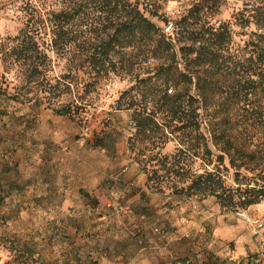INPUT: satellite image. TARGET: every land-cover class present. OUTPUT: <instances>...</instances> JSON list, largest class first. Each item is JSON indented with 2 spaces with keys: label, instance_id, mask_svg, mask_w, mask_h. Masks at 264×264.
Wrapping results in <instances>:
<instances>
[{
  "label": "rangeland",
  "instance_id": "374dc122",
  "mask_svg": "<svg viewBox=\"0 0 264 264\" xmlns=\"http://www.w3.org/2000/svg\"><path fill=\"white\" fill-rule=\"evenodd\" d=\"M201 1L219 4L213 6V22L241 13L264 20V0ZM16 2L0 10L2 38L16 36L22 27ZM36 2L40 9L51 5ZM156 2L169 22L157 16L152 20L169 35L175 15L193 0ZM79 28L76 60L67 62L50 52L47 80L28 78L24 63L9 71L0 67V264H171L183 258L192 264H264V227L257 232L236 214L242 210L252 221L264 222V82L258 85L253 65L230 64L213 75L217 84L206 91L215 101V120H225L233 147L224 151L214 145L203 127L207 137L200 140L201 153L180 154L186 148L180 139L188 131L171 125L155 134L151 140L158 146L144 153L151 140L138 133L133 109L125 105L154 108V84L140 83L127 71L92 79L83 44L91 34L83 24ZM233 28L232 51L243 52L256 25ZM157 64H144V77ZM55 86L64 89L61 97L49 100L36 92ZM29 88L27 96L18 95ZM206 146L212 153L204 156ZM159 150L186 155L189 180L205 170L219 173L223 191L200 199L180 191L190 181L172 187L177 173L170 181L160 178L164 169L156 176L149 173L151 167L144 164ZM122 203L131 205L130 212H117Z\"/></svg>",
  "mask_w": 264,
  "mask_h": 264
},
{
  "label": "trees",
  "instance_id": "16d2710c",
  "mask_svg": "<svg viewBox=\"0 0 264 264\" xmlns=\"http://www.w3.org/2000/svg\"><path fill=\"white\" fill-rule=\"evenodd\" d=\"M10 1L8 4L6 0H0V3L3 2L0 10L7 9L15 2ZM16 1L17 10L22 12V27L14 37L0 36V67L4 66L5 71L24 63L28 78L41 75L47 80L50 52L65 57L67 62L76 60L74 51L80 46L78 41L82 32L79 27L83 24L86 32L91 34L86 36L83 44L87 46L85 61L89 63L92 79L107 77L111 71H127L140 83L154 84L151 92L154 108L148 110L144 106V109H139L134 102L125 105V108L133 109L138 133L144 134L145 139L151 140L162 128L175 125L173 130L188 131L180 139L181 147L186 148H180L179 153L193 151L198 156L201 153L200 140L207 137L202 131L204 127L214 145L224 151L233 147V141L223 129L225 120H215L218 117L217 111L212 109L215 101L206 91L217 84L213 81V75L230 67V64L244 67L246 62L253 65V73L259 79L258 85L263 84L264 20L252 21L251 14L246 17L241 13L242 16L237 14L236 19L233 14L226 21L213 22L217 11L213 6L218 9L219 4L209 6L206 1L193 0L189 7L175 15L173 30L168 35L152 20L153 16H157L165 23L169 22L170 16L159 13L156 0H40L43 5L51 1V5L45 9L37 6V0ZM252 22L256 29L250 32L245 51L233 52V27H246ZM94 32L96 36H93ZM153 61L158 62L155 72L144 77V64L149 65ZM244 72L247 73L246 70ZM62 85L65 92L71 91L70 84ZM248 86L246 84L243 88L247 89ZM193 88L199 90L198 93H193ZM31 91L29 88L17 93L27 96ZM63 91L56 86L36 90L49 100L51 97H61ZM79 97L82 102L85 100L84 95ZM83 103L87 105L88 101ZM122 104L119 102L118 106ZM166 139L161 143H165ZM157 146L158 143L151 140L150 148L145 146L144 153ZM211 153V148L206 146L203 155ZM155 160L156 163L152 164ZM185 161L186 155L168 156L159 150L149 156L144 167H151L149 173L155 176L164 169L165 174L160 175L163 181H170V175L177 173L179 178L173 181L172 187L177 189L190 181L187 189L181 188L180 191L197 195L200 199L223 191L224 180L217 172L205 170L202 174L189 176V180ZM156 165L162 168L156 169ZM171 264L192 263L183 258Z\"/></svg>",
  "mask_w": 264,
  "mask_h": 264
},
{
  "label": "built area",
  "instance_id": "2783aa9c",
  "mask_svg": "<svg viewBox=\"0 0 264 264\" xmlns=\"http://www.w3.org/2000/svg\"><path fill=\"white\" fill-rule=\"evenodd\" d=\"M263 202H264V197H263ZM108 205L111 206V204L109 202H108ZM115 209L117 210V212L128 213L131 210V205L129 203H122V204H119L117 207H115ZM236 214L240 218L245 220L246 222L253 224V226L255 227L257 232L264 227L263 221H261V220H257V221L255 220V222L252 221L250 216L245 211L238 210L236 212Z\"/></svg>",
  "mask_w": 264,
  "mask_h": 264
}]
</instances>
